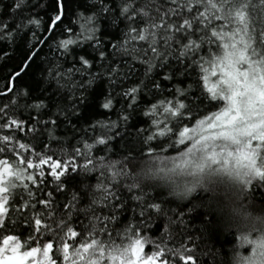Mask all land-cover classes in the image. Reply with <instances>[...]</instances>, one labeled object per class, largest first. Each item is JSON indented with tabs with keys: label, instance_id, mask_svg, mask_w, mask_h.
I'll return each instance as SVG.
<instances>
[{
	"label": "snow or ice",
	"instance_id": "6c2138e0",
	"mask_svg": "<svg viewBox=\"0 0 264 264\" xmlns=\"http://www.w3.org/2000/svg\"><path fill=\"white\" fill-rule=\"evenodd\" d=\"M8 68L0 264H264V0H0Z\"/></svg>",
	"mask_w": 264,
	"mask_h": 264
},
{
	"label": "trees",
	"instance_id": "16d2710c",
	"mask_svg": "<svg viewBox=\"0 0 264 264\" xmlns=\"http://www.w3.org/2000/svg\"><path fill=\"white\" fill-rule=\"evenodd\" d=\"M10 71V68L8 69H2V71H0V74L2 75H6L7 72ZM2 86V85H0ZM264 199V197H262L260 195L259 192H257L254 196V208L258 211L260 210V207H261V200ZM198 221H192L191 224H190V227H191V230L195 233V229L198 227ZM205 245L207 248L213 250V251H217V250H220V244L217 243L215 240H207L205 241ZM193 255L197 256L198 257V260L203 257V252L201 251V249L198 247L197 248V251L192 253ZM208 261H209V264H212V258L211 256L207 257ZM219 260H220V257H217L216 258V264H219Z\"/></svg>",
	"mask_w": 264,
	"mask_h": 264
}]
</instances>
